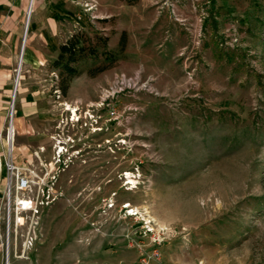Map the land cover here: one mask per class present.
Masks as SVG:
<instances>
[{
	"label": "rangeland",
	"instance_id": "1",
	"mask_svg": "<svg viewBox=\"0 0 264 264\" xmlns=\"http://www.w3.org/2000/svg\"><path fill=\"white\" fill-rule=\"evenodd\" d=\"M41 1L59 15L58 42L75 37L85 50L72 77L60 51L21 65L13 123L24 104L39 138L8 144V114L0 264H264V0H166L187 24L164 5L175 31L126 34L124 47V32L91 14L140 0H96L91 12L85 0ZM163 1L148 4L157 12ZM68 105L87 124H73ZM10 148L52 190L28 248L25 227L9 233L5 219Z\"/></svg>",
	"mask_w": 264,
	"mask_h": 264
},
{
	"label": "crops",
	"instance_id": "2",
	"mask_svg": "<svg viewBox=\"0 0 264 264\" xmlns=\"http://www.w3.org/2000/svg\"><path fill=\"white\" fill-rule=\"evenodd\" d=\"M149 1L151 0H140L137 7L125 10L119 8L113 11L112 15L99 14L97 20H103L102 22L105 23L111 22L115 29L129 35L135 33L145 36L148 29L162 32L170 28L174 32L176 26L170 24L169 16L166 14L164 6L158 5L157 12H154L149 7ZM152 1L158 3L159 0ZM202 1L210 2V0H194L198 4ZM41 3L42 1L36 0V5L31 15V23L25 37L29 0H0V133L6 127L10 105L16 90L15 72L21 51L23 54L25 50L24 64L28 67L42 64L51 56L55 57L60 51L61 44H63L58 42L57 37L59 15H50L46 7L40 5ZM66 8L65 12L67 11ZM164 12L165 14H163ZM110 16L113 20H110ZM177 16L180 20L175 17V21L179 25L184 26L187 24L188 18L181 14L179 7L177 8ZM97 23L100 24V21H97ZM177 23L175 24L177 25ZM142 36L140 39L144 40ZM24 38H26V42ZM45 44L48 45V48L45 47ZM18 91L19 88L17 89L16 97ZM24 106V104L20 105L18 103V121L16 122L15 135V141H17L18 145H27L31 143L30 140L34 141L39 138L35 133H29L28 126L22 121L25 114L22 109Z\"/></svg>",
	"mask_w": 264,
	"mask_h": 264
},
{
	"label": "built area",
	"instance_id": "3",
	"mask_svg": "<svg viewBox=\"0 0 264 264\" xmlns=\"http://www.w3.org/2000/svg\"><path fill=\"white\" fill-rule=\"evenodd\" d=\"M162 5H168L172 14L177 20H180L177 16V5L175 3L164 0ZM85 7L87 11L91 12L97 7L96 0H85ZM91 18L96 20L98 18V14L92 13ZM19 76L20 71L17 70L16 78H19ZM106 96L109 97V94ZM14 101L15 97L13 96V104L11 105L13 108ZM14 112V109H10V120L12 119ZM81 118L82 116L78 115L76 119H74L73 113L70 114V121L73 124H87L86 122L81 121ZM95 121H97V119H95ZM7 139L9 144L10 134ZM65 148L66 146L64 143L59 145V159H61V156L64 155V151L62 150ZM5 168L7 175L4 187L3 205L8 231L9 233L12 230L17 232L19 229L25 227L26 233L24 234V243L26 246L25 248H28L33 245L36 239V228L39 224L41 207L45 204V202H50L52 190L50 189L49 182L46 181V174H43L35 169H26L21 162H18L13 153V149L11 148L9 149V155L5 161ZM41 192L44 195L43 197L40 196ZM46 193L48 194L47 199H45Z\"/></svg>",
	"mask_w": 264,
	"mask_h": 264
},
{
	"label": "trees",
	"instance_id": "4",
	"mask_svg": "<svg viewBox=\"0 0 264 264\" xmlns=\"http://www.w3.org/2000/svg\"><path fill=\"white\" fill-rule=\"evenodd\" d=\"M137 1V0H132ZM125 40H126V33H123L122 35V47L125 46ZM79 41L75 40V37H71L69 40L61 44L60 46V53L58 56V59L56 61L57 66H62L65 73L69 75V77H72L76 73V69L73 66L74 63H77L81 59V55H79V52L81 54L82 51L85 50L84 47H81L78 49ZM100 70H104V68H101ZM63 93H67V90L69 88V82L68 80H64L61 85Z\"/></svg>",
	"mask_w": 264,
	"mask_h": 264
},
{
	"label": "bare ground",
	"instance_id": "5",
	"mask_svg": "<svg viewBox=\"0 0 264 264\" xmlns=\"http://www.w3.org/2000/svg\"><path fill=\"white\" fill-rule=\"evenodd\" d=\"M35 1L36 0H30L29 1V6H28V12H27V18H26V28H25V37H26V33L28 32V29H29V26H30V22H31V15H32V12H33V8H34V5H35ZM24 41L26 42V38H24ZM24 44V43H23ZM24 53H25V50L23 52V54L20 55V58H19V71L21 70V65H23V62H24ZM18 83H19V78H17L15 80V86H16V90L14 91V97L16 96V92H17V88H18ZM12 107V106H11ZM14 108H12L13 110ZM67 111H71V114L73 113L74 115V119H76V117L78 116V108L77 107H73L71 105H68L67 108H66ZM15 114V113H14ZM14 114H13V117H12V120H11V128H10V140L14 139L15 138V135H16V128L14 126V123H13V118H14ZM13 142V141H12ZM15 142V140H14ZM14 144V143H13ZM131 177V176H130ZM132 181L130 180L129 183H131ZM131 214V213H130ZM20 257V256H19ZM19 257H16V258H19ZM20 259V258H19ZM6 264H11V257L10 255L7 256V260H6Z\"/></svg>",
	"mask_w": 264,
	"mask_h": 264
}]
</instances>
